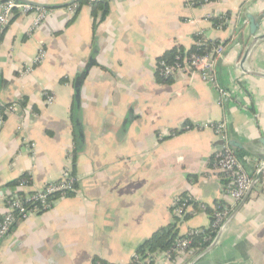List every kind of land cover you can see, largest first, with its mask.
Masks as SVG:
<instances>
[{
	"label": "crops",
	"instance_id": "0c3cea01",
	"mask_svg": "<svg viewBox=\"0 0 264 264\" xmlns=\"http://www.w3.org/2000/svg\"><path fill=\"white\" fill-rule=\"evenodd\" d=\"M20 1L51 15L36 30L30 16H14L0 35V218L7 200L59 180L65 168L79 182L75 194L12 229L0 264H128L137 246L175 220L171 208L182 194L198 211L176 220L179 236L209 226L200 206L227 205L225 226L205 249L174 259L157 252L153 264H264V38L251 43L237 33L241 16L264 12V0H123L107 3L96 24L88 4L68 11L76 0ZM226 13L215 28L211 20ZM196 36L225 43L215 73L229 98L220 105L195 73L157 79L159 58L175 46L189 51ZM40 48L43 60L24 73ZM209 122L239 145L232 151L253 181L238 204L213 171L215 131L170 134ZM22 179L29 185L19 189Z\"/></svg>",
	"mask_w": 264,
	"mask_h": 264
},
{
	"label": "built area",
	"instance_id": "2783aa9c",
	"mask_svg": "<svg viewBox=\"0 0 264 264\" xmlns=\"http://www.w3.org/2000/svg\"><path fill=\"white\" fill-rule=\"evenodd\" d=\"M117 1L123 0H89V3H110ZM194 1H198L200 5L209 2V0H193V2ZM78 7V3L74 2L67 9L73 14ZM50 15L51 11L47 8L34 6L31 3L23 1L6 0L0 4V35L4 27L14 16H30L32 18L31 30H36ZM225 22L226 20L216 28H222ZM211 43L210 45L212 46L209 47L207 46L209 44L207 40L199 38L193 45L196 49L193 52L186 51L182 55L178 54L171 63L162 59L158 60L155 63V73L163 80H169L181 74L195 73L203 83L210 85L216 91L218 95L217 104L220 105L223 100L229 98L228 92L218 85L215 73V64L223 53V47L219 44ZM44 56L45 51L40 48L33 58L31 66L25 68L24 73L30 72L32 67L39 65ZM52 99V97L46 96L45 101L50 104ZM9 110H11L10 107L5 109L6 112ZM1 122L2 118L0 115V124ZM193 128L213 129L219 136V139L224 141L223 145L218 147L213 154V171L223 175L227 181L223 193L229 197L234 204L240 203L248 192H250L253 181L247 175L242 161L227 145V140L223 133V124L209 122ZM185 129L190 130L188 126H186ZM258 172H264V161L261 162ZM78 182L79 179L76 176H71L70 171L65 168L59 180L47 183L42 189L34 193L15 195L7 200L5 212L0 218V245L20 221L26 220L30 216H35L51 210L57 199L66 198L69 193H76L77 190L75 186ZM28 185L29 180L22 179L18 184V188L24 189ZM193 203H195L194 200L189 196L176 198L171 208L172 217L175 219H183L186 214L193 213ZM200 208L204 209V206H200ZM228 215L229 209L227 205L220 203L213 206L212 227L216 235L223 230ZM191 234L193 233L190 232L189 235ZM215 237L210 243L215 240ZM189 244V240H178L173 247V251L176 254L183 253L187 250ZM166 255L168 256V252H166Z\"/></svg>",
	"mask_w": 264,
	"mask_h": 264
},
{
	"label": "trees",
	"instance_id": "16d2710c",
	"mask_svg": "<svg viewBox=\"0 0 264 264\" xmlns=\"http://www.w3.org/2000/svg\"><path fill=\"white\" fill-rule=\"evenodd\" d=\"M76 2L79 4V7L84 5V4H88L91 6L92 8V14H93V18L95 21V24L97 22L102 21L106 14H107V7L106 4L107 3H103V2H92L89 3V0H76ZM193 4L195 6L200 5V3L198 1H194ZM97 11H101L100 16L98 17ZM230 18V14L226 13L223 14L222 16L219 17H215L211 20L213 26L216 28L218 27L224 20H227ZM224 27V25H223ZM222 27V28H223ZM199 38L202 39V37L200 36H196L195 37V41L199 40ZM208 45L209 47H211L212 45H210L211 41H208ZM214 44H219V45H225L224 44H220L217 42H213ZM211 43V44H213ZM223 47V46H222ZM204 48V47H203ZM183 49L180 47H173L172 49L166 51L160 58L162 60H165L168 63H171L172 60L174 59V57L178 54H183L184 52L182 51ZM195 49L194 46H192L188 52H193ZM158 81L160 83H166L169 80H163L161 78H157ZM22 105H25V101L22 100L21 101ZM0 115L2 118V121L5 120V114H4V108H0ZM79 119V112L77 109V106L73 103L72 107H71V121L73 124V134L76 135V121H78ZM186 126H188L190 128V130L193 128L192 125L190 124H183L179 130H174L172 131L170 134L171 135H176L178 133H181L183 131H187L185 128ZM77 152V148L76 145H74V151H73V159L75 158L74 156L76 155ZM74 162V160H73ZM71 176H75L74 172L72 171L70 173ZM225 179V178H224ZM223 186L225 188L227 181L223 180ZM76 190H77V185L75 186ZM22 193H20L19 195H21ZM75 193H69L67 194L66 197H70ZM186 197V194H182L179 196V198H184ZM216 204H220V203H216ZM193 213L198 211V207H197V203H193ZM204 212L209 216V226L207 228H203V229H199L197 231H191L193 234L189 235V233L187 235L184 236H179L178 234V229H177V224H176V220L175 219L171 224L165 226V227H161L158 230H156L147 240H145L144 242H142L139 246H137V248L134 251V254L132 256V258L130 259L128 264H153V257L154 254H156L157 252H168V257L170 259H174L176 256V253L173 251V247L175 245V243L178 240H189L190 244L187 248V250L189 249H205L211 242V240L215 237V230L212 227V223H213V208H210L208 206L204 207ZM193 213L190 214H186L184 216V218H188L190 215H192ZM196 232V233H195ZM92 264H109L107 262L95 259L93 260Z\"/></svg>",
	"mask_w": 264,
	"mask_h": 264
},
{
	"label": "water",
	"instance_id": "95a60500",
	"mask_svg": "<svg viewBox=\"0 0 264 264\" xmlns=\"http://www.w3.org/2000/svg\"><path fill=\"white\" fill-rule=\"evenodd\" d=\"M4 1H6V0H4ZM17 1H20V0H17ZM20 2H22V1H20ZM32 5L38 6V7H43V6L37 5V4H32ZM263 21H264V12L257 13V14H250L249 12H246L240 18V23H239V27L237 29V33H239L240 31L246 32L245 37L247 39L252 38L251 43H254L257 40L264 38V35L257 36ZM83 77L84 76L81 75L80 77L77 78V81L75 82V84H76L75 89L76 90H77L78 86L81 84ZM223 143H224V141L220 140L219 146L221 147L223 145ZM227 145L230 147L231 150L233 147H239V145L237 143H235L234 141H231V142L227 141Z\"/></svg>",
	"mask_w": 264,
	"mask_h": 264
},
{
	"label": "bare ground",
	"instance_id": "6f19581e",
	"mask_svg": "<svg viewBox=\"0 0 264 264\" xmlns=\"http://www.w3.org/2000/svg\"><path fill=\"white\" fill-rule=\"evenodd\" d=\"M154 261V260H153Z\"/></svg>",
	"mask_w": 264,
	"mask_h": 264
}]
</instances>
